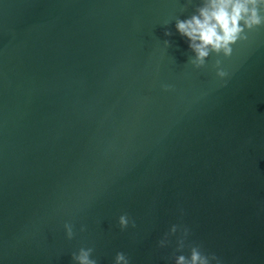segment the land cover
I'll list each match as a JSON object with an SVG mask.
<instances>
[{
    "label": "water",
    "instance_id": "1",
    "mask_svg": "<svg viewBox=\"0 0 264 264\" xmlns=\"http://www.w3.org/2000/svg\"><path fill=\"white\" fill-rule=\"evenodd\" d=\"M200 2L0 0L2 264H264V25L195 68L175 22Z\"/></svg>",
    "mask_w": 264,
    "mask_h": 264
},
{
    "label": "clouds",
    "instance_id": "2",
    "mask_svg": "<svg viewBox=\"0 0 264 264\" xmlns=\"http://www.w3.org/2000/svg\"><path fill=\"white\" fill-rule=\"evenodd\" d=\"M261 25H264V0H201L194 14L186 19L176 20L175 31L187 40L188 47L193 53L192 65L200 68L210 53L223 58L231 56L233 46L244 41L246 33ZM212 67L218 81H224L229 75L221 66L220 59L215 60ZM180 215H183L182 210ZM116 224L121 231L135 226L126 213L117 217ZM81 231H84L83 227ZM178 232L180 238L177 243L178 247L181 246L183 239L190 234L189 229L183 224L174 223L157 241L156 247H166L168 237ZM64 237L67 240L73 237L70 224L64 225ZM91 254V248H80L71 259L73 264H97ZM112 264H130V260L125 253L117 251ZM172 264H223V261L216 254L205 253L200 246L193 245L187 255L183 253L175 255Z\"/></svg>",
    "mask_w": 264,
    "mask_h": 264
}]
</instances>
